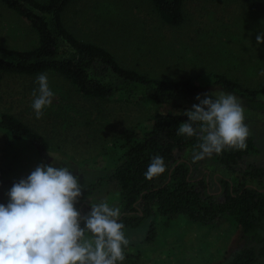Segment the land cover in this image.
Here are the masks:
<instances>
[{"label":"rangeland","instance_id":"rangeland-1","mask_svg":"<svg viewBox=\"0 0 264 264\" xmlns=\"http://www.w3.org/2000/svg\"><path fill=\"white\" fill-rule=\"evenodd\" d=\"M183 13L182 25L172 28L159 20L147 0H73L63 12V23L78 39L106 48L125 67L154 79L184 78L202 85L200 96L225 93L205 81L213 74L250 89L264 85V43L256 39L264 33V0H185ZM36 40L29 22L0 3V45L27 50ZM47 77L53 102L37 119L31 107L37 77L0 74V113L16 116L50 146L42 160L32 144L10 142L0 133V172L9 180L24 179L41 164H54L72 171L83 188L111 168L124 130L154 113L180 112L117 99L85 100L60 78ZM259 98L264 101V94ZM242 107L259 151L246 162L264 166V112ZM189 159L195 177L204 176L209 190L219 192L216 182L229 175L226 169L207 158ZM88 201L117 207L118 190L113 183L105 184ZM148 225L145 221L124 232L130 243L122 264H226L243 244L240 230L228 218L203 225L182 216L158 217L153 222L155 234L147 241Z\"/></svg>","mask_w":264,"mask_h":264},{"label":"trees","instance_id":"trees-1","mask_svg":"<svg viewBox=\"0 0 264 264\" xmlns=\"http://www.w3.org/2000/svg\"><path fill=\"white\" fill-rule=\"evenodd\" d=\"M72 1L0 0L29 22L37 38L35 46L27 50L0 45V74L35 78L46 73L60 78L85 100L117 99L180 111L154 113L120 134L119 151L111 168L104 177L83 187L75 205L81 216H86L91 205H95L88 197L101 186L113 183L118 190L117 207L124 232L147 221L148 241L155 234L153 222L158 217L170 220L182 216L203 225L228 218L240 230L243 244L226 264H264V166L246 162V157L259 152L254 139L248 135L243 150L226 148L206 157L229 173L226 178L217 179L219 192L212 193L204 176L195 177L189 159L197 138L178 135V126L188 121L183 113L198 104L196 97L202 85L184 78L154 79L149 73L121 65L103 46L78 39L63 23V12ZM147 1L163 24L172 28L182 25L185 0ZM207 77L208 84L235 95L242 106L264 112V101L259 98L264 94V85L250 89L224 75ZM0 133L10 142L32 144L39 157L46 159L50 150L47 139L16 116L0 113ZM155 155L163 157L167 170L148 180L145 172ZM20 180H9L0 172V204L8 203L6 189Z\"/></svg>","mask_w":264,"mask_h":264},{"label":"clouds","instance_id":"clouds-1","mask_svg":"<svg viewBox=\"0 0 264 264\" xmlns=\"http://www.w3.org/2000/svg\"><path fill=\"white\" fill-rule=\"evenodd\" d=\"M256 39L264 43V33ZM36 83L31 107L40 119L54 93L46 73L39 74ZM196 100L199 103L183 113L188 121L178 126V135L197 138L193 162L226 148H246L249 129L235 95L213 91ZM166 170L163 157L155 155L145 178L152 180ZM82 190L72 171L54 164H41L14 183L7 193L8 203L0 204V264H122L130 241L120 209L100 201L82 217L75 207Z\"/></svg>","mask_w":264,"mask_h":264},{"label":"flooded vegetation","instance_id":"flooded-vegetation-1","mask_svg":"<svg viewBox=\"0 0 264 264\" xmlns=\"http://www.w3.org/2000/svg\"><path fill=\"white\" fill-rule=\"evenodd\" d=\"M257 146V145H256Z\"/></svg>","mask_w":264,"mask_h":264}]
</instances>
